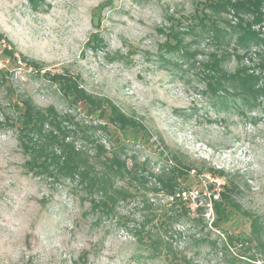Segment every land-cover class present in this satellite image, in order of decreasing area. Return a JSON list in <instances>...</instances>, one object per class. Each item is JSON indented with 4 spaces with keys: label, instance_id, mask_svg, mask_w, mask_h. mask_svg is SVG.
I'll use <instances>...</instances> for the list:
<instances>
[{
    "label": "rangeland",
    "instance_id": "rangeland-1",
    "mask_svg": "<svg viewBox=\"0 0 264 264\" xmlns=\"http://www.w3.org/2000/svg\"><path fill=\"white\" fill-rule=\"evenodd\" d=\"M105 2L109 4L98 14L96 8ZM213 2L0 0V33L15 45L17 59L25 55L50 71L67 70L79 76L89 92L109 98L126 114L143 121L155 136L162 135L170 146L200 163L236 174L243 205L264 218V95L256 104L241 97L225 104L208 93L203 65L213 52L223 59L226 48L212 41L213 23L200 20L216 14L208 7ZM223 17L226 21L217 18V25L224 31L229 23L253 21L248 14L237 17L233 11ZM252 27L264 31L263 23ZM94 35L99 38L94 42L97 46L88 45ZM177 41L190 53L198 51L193 53L194 65L183 56L185 48L165 50ZM234 45L221 65L230 72L243 65L256 67V48L245 46L252 52L241 48L236 54ZM4 46L0 45V264H173L165 246L157 251L154 244L136 235L144 214L138 200L121 202L115 214L106 217L93 211L76 182L28 170V157L12 126L15 103L21 99L61 112L75 111L82 127L107 145L109 139L95 129L97 119L77 108L71 110L42 73L25 62L18 61L17 66L5 59ZM139 144L131 143L127 156L148 158L156 165L161 146ZM201 179L202 185L191 194L201 187L206 191L205 184L212 180L209 175ZM209 195L206 191L193 199L194 207L198 200L206 207L204 219L210 224ZM148 197L155 208L160 200L167 201L162 193L149 192ZM187 227L177 226L184 233L172 243L193 259L192 264H264L262 245L230 242L209 225L202 232L201 244L187 237L191 231ZM233 231H244L248 237L250 226L238 219Z\"/></svg>",
    "mask_w": 264,
    "mask_h": 264
},
{
    "label": "trees",
    "instance_id": "trees-1",
    "mask_svg": "<svg viewBox=\"0 0 264 264\" xmlns=\"http://www.w3.org/2000/svg\"><path fill=\"white\" fill-rule=\"evenodd\" d=\"M32 2L36 3L37 0ZM108 4L109 2L100 4L96 8L98 14ZM208 7L213 8L216 14L210 18L205 15L200 20L213 23L212 41H217L218 45H226V48L223 59L213 52L204 63L205 87L214 99L225 104L231 98L234 99L229 102L237 101V97L256 104L260 96L264 95V31L255 30L252 26L263 23L264 28V0H214ZM231 11L237 17L243 13L248 14L253 21H239L236 26L229 23L227 31H224L217 25V18L226 21L223 15ZM97 35H94L95 39H91L88 45L93 43L92 46H97V43L94 44L99 39ZM234 38L236 45L233 44ZM2 44H5L2 49L5 59L16 65L18 61L25 62L39 74L42 73L56 85L71 110L77 108L97 119L99 123L95 129L109 139L107 145L96 137V133L92 134L89 128L82 127L75 111L61 112L54 106L40 107L31 99H21L15 103L12 126L17 130L20 147L28 157L26 166L30 172L55 180L68 179L76 182L80 187L79 191L91 203L93 211L106 217L115 214L121 202L138 200L144 214L136 235L141 236L139 239L149 241L151 246L154 244L157 251L165 246L167 256L173 264L193 263V259L181 254L172 243L184 233L177 229L182 224H186L191 230L187 237L192 240L197 238L196 241L201 244L204 243L202 232L209 225L211 230L227 235L230 242L242 240L243 243H255L256 247L264 246V218L243 205L239 197L241 184L236 174L200 163L187 153L170 146L162 135L155 136L143 121L126 114L109 98L89 92L79 76L67 70L50 71L44 63L30 60L25 55L17 59L15 45L0 33V45ZM170 44L163 46H166V51L179 52L181 48H185L183 56L191 62L196 61L194 54L197 50L190 53L188 48L180 46V41ZM231 45H234L233 51L236 54L241 48L246 53L252 52L244 47L254 46V54L258 56L256 67L243 65L235 72H230L221 65V60L226 58ZM1 72H5V67ZM131 143L159 144L161 149L156 152V165L148 158L142 159L137 155L128 157L127 149ZM206 175L212 178L205 184L206 191L210 194L209 207L213 214L210 224L204 219L206 207L199 204V200L194 207L195 198L206 191L201 187L196 194H191L194 187L202 185L201 177ZM219 178L224 180L223 183L215 181ZM149 192L157 196L162 193L167 201L160 200L155 208V203L148 197ZM238 219L248 222V237L244 231H233Z\"/></svg>",
    "mask_w": 264,
    "mask_h": 264
}]
</instances>
